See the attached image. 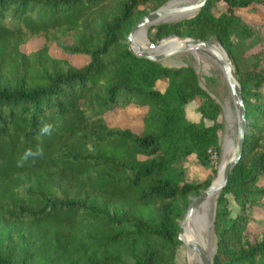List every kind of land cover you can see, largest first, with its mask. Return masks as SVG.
Instances as JSON below:
<instances>
[{
	"label": "trees",
	"instance_id": "obj_1",
	"mask_svg": "<svg viewBox=\"0 0 264 264\" xmlns=\"http://www.w3.org/2000/svg\"><path fill=\"white\" fill-rule=\"evenodd\" d=\"M166 1L0 0V227L27 246L19 257L17 245H0V264H177L190 197L211 184L186 179L179 163L193 155L213 168L221 124L193 67L137 57L123 41L140 7ZM251 4L264 0H209L190 18L147 29L156 40L215 38L240 84L244 144L216 198L212 264H264V233L247 227L264 209V34L236 13ZM236 29L259 44L247 59L231 40ZM36 40L39 49L21 52ZM52 47L87 62L53 57ZM189 102L197 123L185 117ZM128 107L145 110L137 132L108 123Z\"/></svg>",
	"mask_w": 264,
	"mask_h": 264
},
{
	"label": "rangeland",
	"instance_id": "obj_2",
	"mask_svg": "<svg viewBox=\"0 0 264 264\" xmlns=\"http://www.w3.org/2000/svg\"><path fill=\"white\" fill-rule=\"evenodd\" d=\"M192 1H195V0H187L186 2H192ZM161 6L157 7L156 9L160 8ZM156 9L147 8L143 10V8L140 7V10L144 12H140L139 14H136L133 17L132 21L126 27L127 30L124 34V40H123L125 43H127V35H128V32L131 26L134 24V22H136L139 18L143 17L147 13L154 11ZM224 9H225L224 2L219 1L213 4L211 11L214 16L218 17L219 15H221ZM236 13L250 26H260V30L264 34V6L263 5L251 4L247 8L238 9ZM153 34H154V30H152L151 32H147V37L151 43H155L159 40L161 41L167 38H178L181 40L188 39V38L170 36V37L156 40L153 38ZM231 40L235 44L238 52L246 59L251 57L259 49V44L255 41V39L246 37V36H241V34L239 33V30L237 29L231 31ZM29 43L24 46H21L20 48L21 52L28 54L32 51L39 49L42 44L41 42H38L37 40L33 43H30V44ZM197 52L193 53L192 51H188V50L183 51V52H178L162 60L161 62L164 65L170 66V67L186 66V65L193 67V69L195 70L198 76V81H199L200 86L205 91H207L211 95V97L220 106V113L217 119L218 122L221 124V129L219 130L220 152L217 157L213 155V160H214V163L212 164L213 168H209V169L203 168L197 163V161L195 160L193 156L188 157L184 161L179 163V166L182 167L184 170L186 179L192 182H199V181L204 180L205 178H211V182H212L218 172L220 157L222 154V149H223L226 138H229L232 141L231 142L232 146L235 149V142H236V136H237V132H236L237 118H236V113L234 109L233 99L230 94L229 87L226 83L224 73L221 71V69L216 64H214L211 61L210 58L212 57V55L210 53L206 52L205 50H198ZM50 54L53 57L66 58L70 63L78 67L82 66L83 64L87 62V59L83 56H78V55L66 56L60 50L55 49L54 47L50 49ZM196 54L198 57L196 56ZM232 66L234 67L233 64ZM189 111L190 109L188 110V112ZM193 111L195 110L193 109ZM107 116H108L107 117L108 123L110 125H118L123 128L129 127L130 129L136 132L140 130V121H139L140 110H136L131 107L124 108V109L120 108V109L114 110L113 112L109 113ZM212 170H214L215 172L212 173L211 172ZM262 182L264 183V180ZM205 189H202L196 195L191 196L190 203L194 197L198 196ZM217 196L215 197L214 204L209 210L210 212L208 211V216H207V220L209 222L208 233H209V245H210V250H211L210 257L212 259L216 251V238L213 232V219H214V214H215V209H216ZM227 199H228V207L230 208V210L232 212L236 211L237 207L231 195H227ZM254 218L257 221L250 222L247 226L248 230L252 237L254 236L261 237L262 234L264 233V209L263 210L255 209ZM0 245H4V246L17 245L21 251V253H19L18 255L19 257H21L24 254L23 252L27 248V246L23 242V238L21 234H19L18 232L17 233L14 232L12 229V226H7L4 228L0 227ZM186 252H187L186 246L183 243H181V245L178 248L177 254H176L177 264H187Z\"/></svg>",
	"mask_w": 264,
	"mask_h": 264
},
{
	"label": "water",
	"instance_id": "obj_3",
	"mask_svg": "<svg viewBox=\"0 0 264 264\" xmlns=\"http://www.w3.org/2000/svg\"><path fill=\"white\" fill-rule=\"evenodd\" d=\"M176 1L177 4L173 5V7H167L168 4ZM187 0H168L164 5L160 8L151 11L139 18L130 28L127 35V43L132 52L141 58H145L154 62H161L162 60L178 53L187 51L190 49L197 50H205L206 52L212 54L221 64V71L224 73V77L226 83L229 87L230 94L233 99L234 109L237 118V126H236V142H235V154L229 159L223 166L222 169V181L213 186L212 182L208 188H206L203 192H201L198 196L194 197L191 203L188 205L182 220L179 223V231L177 235V239L180 243H183L186 248L193 250L199 257L201 264H212V258L208 256L206 251L195 242H188L184 236V228L192 216L193 212L202 205L208 196L211 194H219L220 190L224 187L227 176L231 168L238 162L242 147L244 144V133L246 127L245 120V107L242 101V94L240 84L236 75V71L232 66L226 52L222 48V46L217 42L218 48L224 53L225 57L222 56L218 48H216L213 44V39L209 38L207 40L199 39V38H188L185 40L181 47L170 48L164 52L157 53L155 48L158 44L157 41L155 43H151L150 46L145 49L143 48L138 41L135 39V34L141 28H149L151 26H155L161 23L167 22H178L187 18L194 16L209 0H195L192 2H186ZM174 17V19L170 21H161L164 17ZM131 46H134L136 50H133Z\"/></svg>",
	"mask_w": 264,
	"mask_h": 264
},
{
	"label": "bare ground",
	"instance_id": "obj_4",
	"mask_svg": "<svg viewBox=\"0 0 264 264\" xmlns=\"http://www.w3.org/2000/svg\"><path fill=\"white\" fill-rule=\"evenodd\" d=\"M175 4H177L176 1L172 2L171 4H168L167 7L171 8ZM172 19H174V17L168 16V17H164L161 21H170ZM135 39L145 49H147L151 44V42L147 38V28H141L135 34ZM212 39L214 46L218 48L216 39L215 38ZM184 42L185 40H181L178 38L163 39L158 42L155 51L159 53V52H164L170 48L181 47ZM131 48L133 50H136L134 46H131ZM218 50L220 51L222 56L225 57L224 53L220 50V48H218ZM188 51H192L193 53H196L198 50L190 49ZM210 59L214 64H216L219 68H221V64L218 61V59H216L213 55ZM231 142L232 141L229 138L225 139L224 146L222 149V154L220 157L219 166H218V172L216 177L212 181L213 186L218 185L222 181L223 166L229 159H231L234 156L236 152ZM215 197L216 194H211L210 196H208L206 201L193 212L192 216L190 217L184 228V233H183L184 238L188 242H195L199 244L206 251L209 257L211 256V250L209 245V233H208L209 222L207 220V216H208V211L211 209V207L214 204ZM186 257H187V264H201L198 255L189 248H187Z\"/></svg>",
	"mask_w": 264,
	"mask_h": 264
},
{
	"label": "crops",
	"instance_id": "obj_5",
	"mask_svg": "<svg viewBox=\"0 0 264 264\" xmlns=\"http://www.w3.org/2000/svg\"><path fill=\"white\" fill-rule=\"evenodd\" d=\"M166 82H165V80H160L159 82H157L156 83V88L157 89H159V90H163L164 89V87H165V84ZM190 107V108H189ZM190 109V111L188 112V110ZM193 109L195 110V111H193ZM136 110H139V109H136ZM144 109H140V117L143 115V113H144ZM111 113V112H110ZM109 114V113H108ZM107 114V115H108ZM108 117V116H107ZM185 117L189 120V121H192V122H195V123H197V122H199L200 120H201V116H200V114L198 113V111H197V109H196V104L194 103V102H189L187 105H186V108H185ZM189 117V118H188ZM139 121H140V129H141V120L139 119ZM203 123L205 124V125H209V124H211V122L210 121H208V120H206V119H204L203 120ZM126 128H129V127H126ZM193 156V155H192ZM189 157H191V156H189Z\"/></svg>",
	"mask_w": 264,
	"mask_h": 264
}]
</instances>
